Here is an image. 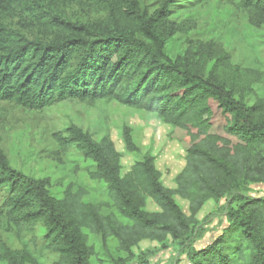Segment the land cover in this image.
<instances>
[{
  "label": "trees",
  "instance_id": "trees-1",
  "mask_svg": "<svg viewBox=\"0 0 264 264\" xmlns=\"http://www.w3.org/2000/svg\"><path fill=\"white\" fill-rule=\"evenodd\" d=\"M206 1L0 0V103L37 113L114 100L189 138L171 190L152 155L124 173L109 129L97 141L74 123L47 128L45 148L71 175L61 199L0 148V264H150L169 250L170 264H264V195L255 192L264 186V96L254 89L257 70H242L189 17L175 19ZM227 1L264 31V0ZM122 140L139 153L131 128ZM82 175L104 186L105 200L91 199ZM209 201L218 204V233L198 246L212 231L213 218L197 219ZM143 241L158 250L139 258Z\"/></svg>",
  "mask_w": 264,
  "mask_h": 264
},
{
  "label": "rangeland",
  "instance_id": "rangeland-1",
  "mask_svg": "<svg viewBox=\"0 0 264 264\" xmlns=\"http://www.w3.org/2000/svg\"><path fill=\"white\" fill-rule=\"evenodd\" d=\"M178 16L175 19L181 22L189 17V22L184 23L197 26L200 34L205 37L219 38L222 45L233 54L235 64L242 70H257L254 89L259 96H264V31L257 33L250 29L243 17L233 12L227 0H207L194 11H184ZM172 45L178 48L179 43L172 41ZM70 123L88 131L97 141L109 129L116 148L122 155L124 173L146 155H152L156 168L162 174L164 187L171 190L176 188L175 178L185 166V148L189 143L186 132L173 129L156 115L125 107L114 100L94 105L66 101L37 113L27 112L14 104L0 103V148L5 151L16 169L27 175L49 180L51 194L61 199L71 178L70 173L66 172L69 166L63 172L51 159L45 148L44 131L47 128L65 130ZM125 126L131 128L139 153H128L125 150L122 140V129ZM75 161L78 159L70 158V162ZM81 178L93 190L91 199L96 202L105 200L103 185L97 186L84 175ZM255 192L264 195V186L256 187ZM175 200L184 213L189 215L188 203L178 196ZM149 209L155 211L157 208L150 203ZM218 214V204L213 201L207 202L198 213V221L205 222L206 218H213V223L209 225L212 231L208 232L198 246L206 245L218 233L214 231L221 220ZM158 247L155 242L143 241L134 250L141 258L156 248L158 250ZM175 256L177 254L172 250L161 251L153 259L150 258L149 262L170 264Z\"/></svg>",
  "mask_w": 264,
  "mask_h": 264
}]
</instances>
